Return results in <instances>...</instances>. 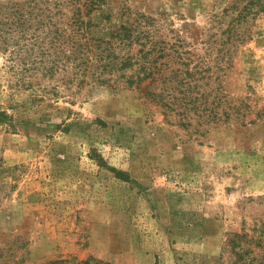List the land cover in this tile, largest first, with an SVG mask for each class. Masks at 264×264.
Instances as JSON below:
<instances>
[{"label": "rangeland", "instance_id": "rangeland-1", "mask_svg": "<svg viewBox=\"0 0 264 264\" xmlns=\"http://www.w3.org/2000/svg\"><path fill=\"white\" fill-rule=\"evenodd\" d=\"M43 1L208 57L215 0ZM244 29L220 74L239 112L200 126L137 89L27 87L0 51V264H230L264 221V13Z\"/></svg>", "mask_w": 264, "mask_h": 264}, {"label": "trees", "instance_id": "trees-1", "mask_svg": "<svg viewBox=\"0 0 264 264\" xmlns=\"http://www.w3.org/2000/svg\"><path fill=\"white\" fill-rule=\"evenodd\" d=\"M43 3L0 1V51L8 54L25 86L41 88L47 81L54 93L72 86L137 89L162 109L180 112L183 125L194 116L200 126L230 119L227 109L239 112L225 99L220 74L243 41L246 23L264 13V0H215L209 27L202 33L208 57L196 59L180 50L188 44L180 36L176 43L157 41L132 18L97 31L82 10L69 12L56 3L54 11ZM156 83L158 93L152 90ZM259 222L258 236L230 233L220 259L227 253L230 264H264V221Z\"/></svg>", "mask_w": 264, "mask_h": 264}]
</instances>
